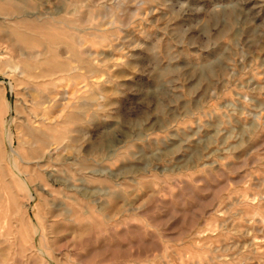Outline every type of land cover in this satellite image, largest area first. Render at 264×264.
Wrapping results in <instances>:
<instances>
[{
  "label": "rangeland",
  "instance_id": "obj_1",
  "mask_svg": "<svg viewBox=\"0 0 264 264\" xmlns=\"http://www.w3.org/2000/svg\"><path fill=\"white\" fill-rule=\"evenodd\" d=\"M13 3L60 82L33 146L0 41V264H264V0Z\"/></svg>",
  "mask_w": 264,
  "mask_h": 264
},
{
  "label": "bare ground",
  "instance_id": "obj_2",
  "mask_svg": "<svg viewBox=\"0 0 264 264\" xmlns=\"http://www.w3.org/2000/svg\"><path fill=\"white\" fill-rule=\"evenodd\" d=\"M33 16L13 3V0H0V41H7L11 53L17 52V56H11L9 59L8 75L17 77L26 90L32 93L28 100V110L26 109L28 118L45 128L30 133L32 145L45 146L49 139L51 141L50 132L55 130L50 125L51 112L48 103L52 94L51 88H56L60 82V56L55 50L60 45V37L49 33L47 25L27 20ZM22 45L26 48H22ZM68 67L63 65V68ZM36 157L39 158V155ZM14 167L17 170L15 165Z\"/></svg>",
  "mask_w": 264,
  "mask_h": 264
}]
</instances>
